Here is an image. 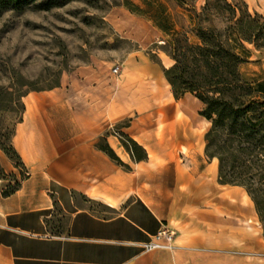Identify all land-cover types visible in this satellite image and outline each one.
<instances>
[{"label":"crops","instance_id":"crops-1","mask_svg":"<svg viewBox=\"0 0 264 264\" xmlns=\"http://www.w3.org/2000/svg\"><path fill=\"white\" fill-rule=\"evenodd\" d=\"M55 93L25 97L13 146L29 173L7 196L10 181L0 178V264H264L242 252L248 243H233L232 192L243 188L218 182V162L204 151L205 133L182 114L183 105L172 137L148 147L133 138L145 149V162L163 161L154 167L156 190L136 178L115 137H106L109 148L124 152L122 163L130 169L99 149L107 122L98 111L91 118L84 109L77 121L48 113ZM168 141L176 153L161 146ZM239 199L248 209L247 194ZM250 208L245 219L255 220ZM162 228L174 233L170 248L144 251L142 244Z\"/></svg>","mask_w":264,"mask_h":264},{"label":"rangeland","instance_id":"rangeland-1","mask_svg":"<svg viewBox=\"0 0 264 264\" xmlns=\"http://www.w3.org/2000/svg\"><path fill=\"white\" fill-rule=\"evenodd\" d=\"M47 1L52 2L51 7L41 9ZM237 1L264 21V0ZM206 2L193 0L195 11L200 12ZM169 12L177 29L188 28L183 10L169 3ZM209 21L220 31L226 26L221 16H211ZM165 40L151 21L130 12L120 0H35L21 10H0V178L10 181L7 190L29 173L20 156V164L13 162L12 155L2 149H14L13 137L23 118L22 105L27 96L56 92L48 113L66 121H77L84 109L91 118L93 111H98L97 115L107 122L99 139L102 147L109 146V135L120 143L124 134L146 147L163 141L164 136L172 137L173 120L181 105L182 114L194 118V128L206 133L210 123L199 115L203 105L190 94L174 99L164 78L163 69L173 65L161 51ZM244 47L247 56L241 72L250 78H264V52L249 44ZM116 67L118 74H112ZM110 140L117 145L115 139ZM161 146L176 153L172 142ZM170 157L177 160L176 154ZM130 161L136 178L150 182L157 190L160 173L154 167L163 161L158 156L150 157V161H142V167ZM10 166L16 171H10ZM245 194L244 189L232 192L233 243H248V250L242 252L264 258L263 229L257 214L255 220L245 219L244 214L254 207L248 195V209L244 200L240 201L239 195Z\"/></svg>","mask_w":264,"mask_h":264},{"label":"trees","instance_id":"trees-1","mask_svg":"<svg viewBox=\"0 0 264 264\" xmlns=\"http://www.w3.org/2000/svg\"><path fill=\"white\" fill-rule=\"evenodd\" d=\"M34 1L0 0V10H21ZM192 2L120 0L121 5L147 18L166 37L161 51L173 65L163 69V75L172 95L177 100L190 94L203 105L199 115L210 123L203 137L204 151L218 162V182L246 191L264 234V78H250L241 72L247 56L244 44L264 52V21L257 14L251 15L241 1L207 0L200 12L195 11ZM169 3L186 13L187 29L176 28ZM51 4L47 1L41 9L47 10ZM211 16L224 18L222 31L211 25ZM120 137L121 146L134 162L147 159L140 145L124 134ZM98 147L117 165L129 169L109 146ZM2 149L12 155L13 162L21 163L12 147L9 151ZM17 187L18 183L6 188L3 195L12 194Z\"/></svg>","mask_w":264,"mask_h":264},{"label":"built area","instance_id":"built-area-1","mask_svg":"<svg viewBox=\"0 0 264 264\" xmlns=\"http://www.w3.org/2000/svg\"><path fill=\"white\" fill-rule=\"evenodd\" d=\"M111 72L112 74H118L119 68L116 67ZM173 235L174 233L171 230L162 228L158 230L156 234H154L148 242L142 244L141 247L146 252L157 249H169L170 248L169 244Z\"/></svg>","mask_w":264,"mask_h":264},{"label":"bare ground","instance_id":"bare-ground-1","mask_svg":"<svg viewBox=\"0 0 264 264\" xmlns=\"http://www.w3.org/2000/svg\"><path fill=\"white\" fill-rule=\"evenodd\" d=\"M123 153H124V152H123ZM123 153H121L120 150L117 151V154H119L120 158H121L122 160H126V156H125Z\"/></svg>","mask_w":264,"mask_h":264}]
</instances>
